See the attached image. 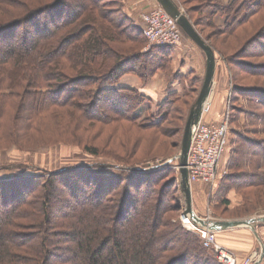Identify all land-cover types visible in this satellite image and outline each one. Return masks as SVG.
I'll return each instance as SVG.
<instances>
[{
    "label": "trees",
    "instance_id": "obj_1",
    "mask_svg": "<svg viewBox=\"0 0 264 264\" xmlns=\"http://www.w3.org/2000/svg\"><path fill=\"white\" fill-rule=\"evenodd\" d=\"M14 2L0 0L2 118H60L59 112L71 107L74 99L94 98L91 90L83 88L93 82L100 85L95 98L109 101L114 114L130 122L140 121L139 111L146 99L136 89L120 86V80L127 74H136L148 81L169 65L173 48L151 46L145 53L135 48L147 39L126 14L122 0V9L117 12H113L109 0ZM239 2L240 11L252 9L250 16L242 21L235 19L238 10L227 14L225 29L218 30L219 35L240 28L249 17L260 13L261 0H231L229 8ZM129 45L133 46L127 48ZM74 70L76 76L68 77L67 71ZM24 89L32 96L42 94L39 108L30 106L22 111L13 100L16 93H8ZM249 91L250 88L235 87L226 114L228 123L241 95L249 104L258 102L257 106L264 108V98L260 95L253 99ZM176 93L168 94L159 105V120L153 118L147 127L160 129L161 122L169 118ZM95 101L84 113L89 114ZM253 117L264 123V115ZM1 129L0 124V145L20 144L17 134L6 127ZM233 134L228 168L234 174L227 176L226 182L235 188L264 187V141ZM253 164L257 165L256 171L251 169ZM106 167L100 163L78 168L72 175L69 170L51 172L47 177L0 179V264H221L214 250L204 247L195 234L169 221L168 216L182 207L179 177L171 174L172 168L149 166L121 176L109 173ZM61 183L66 186L69 201L59 209L53 196ZM33 203L40 206L42 217L24 224L20 212ZM54 214L59 217L52 219ZM23 229L32 232H20ZM166 238L169 242L162 243ZM58 243L62 246L56 247Z\"/></svg>",
    "mask_w": 264,
    "mask_h": 264
},
{
    "label": "rangeland",
    "instance_id": "obj_2",
    "mask_svg": "<svg viewBox=\"0 0 264 264\" xmlns=\"http://www.w3.org/2000/svg\"><path fill=\"white\" fill-rule=\"evenodd\" d=\"M9 1L20 2V0ZM177 1L184 13L191 18L193 24H196V30L202 38L215 51L216 74L208 102L209 112L205 114L204 119L207 121L212 119L213 123L226 122L230 131L228 132L229 148L223 157L215 186L200 183L192 186L193 209L215 221H233L264 216V187L235 188L233 183H228L225 179L234 174V171L228 168L233 148L232 142L235 139L233 132L241 134L242 138L264 141V123L257 122L256 118L253 117V114L264 115V108L257 106L258 102L251 105L247 97L241 95L235 101L236 109L231 115L230 122L228 123L226 120V114L230 108V98L233 96L236 86L250 88L247 93L253 96V99L260 95L264 98V0H261L260 13L249 17V21L240 28L227 30L226 35H219L217 31L225 29L227 16L238 10L239 16H236L235 19L240 18L243 21L244 17L252 12L251 8L240 11L241 2L229 8L231 0L224 1L225 3H222L223 0ZM109 2L113 12L122 9L120 0H109ZM158 6L160 5H156V7ZM225 6L228 8L222 10L221 8ZM147 7L151 8L150 6ZM137 15L139 16V12ZM137 25L142 29L140 24L137 23ZM19 29L22 31L24 27L21 26ZM258 32L259 34H257ZM223 33L220 32V34ZM252 36L254 37L250 39ZM130 46L133 45H129L127 48ZM139 47L145 53L149 51L151 46L146 40L135 48ZM180 47L182 49L180 57L172 61L171 56L169 65L155 72L148 81L144 82L143 78L136 74L125 75L133 76L135 82L140 81L142 85L140 86L143 88L141 91L133 84L130 85L146 99L139 111V113L141 112L139 122H130L124 119L121 114H114L109 101H103L100 96L95 98L100 85L99 83L92 84L93 82H90L89 86L87 83L83 88L84 90H91L95 99H89L88 96L83 99H74L72 105H69L71 107L59 112L60 118L32 120L24 115L23 118L3 117L5 119L3 122L0 114V118H2V121L0 119L1 130L6 127L13 131L14 134H17L20 142L19 145L13 144L10 147L0 145V179L47 177L51 172L69 170L71 171L69 174L72 175V172L78 168H92L100 163L106 165L108 172L115 175L131 174L133 173L132 170L151 166V168L161 167V170L172 168L171 174L179 177L176 166L180 164L178 157L181 153L188 114L199 96L206 73L204 51L197 47L184 33ZM182 61L190 64L192 68V72L187 76L183 74L186 70L181 72ZM148 73L146 71L147 75ZM76 74V70L67 71L68 77H75ZM174 79H178L177 85L171 86L170 83ZM68 81L63 82L68 83ZM43 89L47 90L48 88L44 86ZM153 91L162 92V96L155 98L156 95ZM170 91L177 92L178 96L174 98L175 103L172 105L173 108L171 106L169 118L161 122L160 129L150 125L147 127V124L154 120L153 118H155L154 121L159 120L157 118L160 113L159 105L168 98ZM8 93H16L13 100L17 106L22 108V111L30 106L39 108L38 105L41 103V93L39 96H32L27 94L25 89L22 91L12 90ZM149 95L154 99L148 97ZM92 100H96L94 107L89 114H86ZM42 109L44 106L40 110ZM85 111L86 113H84ZM96 117L103 119L99 120ZM92 152L97 155H92ZM252 166L251 169L256 171L257 165L253 164ZM239 169L242 170L243 168ZM170 171L168 170V172ZM65 189L64 184H59V189L53 196V202L59 209L69 201V194ZM178 196L181 199V210L170 214L168 218L172 223H180L185 228L181 220L184 211V198L180 191ZM61 210L62 213L67 212L65 209ZM39 213L40 206L36 203L29 205L24 208L23 212H20L21 216L25 218L24 224L33 223V220H40L42 215ZM56 217L58 218L59 215L54 214L51 218ZM28 218H31V221H26V219L29 220ZM258 228L259 232L257 229L256 232L264 244V225L258 226ZM20 232L32 231L31 229H23ZM197 237L204 246L202 239ZM243 238L250 242L247 246L233 243L223 245L216 232L217 245L232 257L234 264H254L261 253V243L258 238L253 240L249 236ZM166 242H169L168 238L162 240V243ZM59 246L61 247L62 244L56 245V247ZM216 258L218 260L217 254ZM218 262L220 261L218 260Z\"/></svg>",
    "mask_w": 264,
    "mask_h": 264
},
{
    "label": "built area",
    "instance_id": "obj_3",
    "mask_svg": "<svg viewBox=\"0 0 264 264\" xmlns=\"http://www.w3.org/2000/svg\"><path fill=\"white\" fill-rule=\"evenodd\" d=\"M139 17L144 36L150 46L177 48L182 43L181 28L161 6H144L139 10ZM207 103L195 130L188 157L187 169L191 186L198 183L215 186L229 143V126L226 122L213 123L204 119L205 114L209 112ZM176 170L180 177L179 165ZM181 220L188 231L202 239L204 247L215 251L220 262L234 264L232 257L217 245L215 231L199 227L189 217L181 216Z\"/></svg>",
    "mask_w": 264,
    "mask_h": 264
},
{
    "label": "water",
    "instance_id": "obj_4",
    "mask_svg": "<svg viewBox=\"0 0 264 264\" xmlns=\"http://www.w3.org/2000/svg\"><path fill=\"white\" fill-rule=\"evenodd\" d=\"M159 5L171 16L183 32L201 49L204 51L206 56V73L203 82L202 89L196 102L193 104L186 128L183 136L181 153L178 157L180 162V177L179 185L180 192L184 198V211L182 214L183 218H190L191 221L199 227L209 229L211 231L220 232L235 230L240 228H248L254 232L259 242L261 243V253L254 264H261L264 261V244L258 237L256 232L255 224H264V216L258 218H248L242 220L233 221H215L211 218L202 219L199 218L193 209V196L192 186L189 181V172L187 169L188 157L193 141L195 130L201 121L203 109L206 103L209 101L210 94L214 86V78L216 74L217 60L215 52L211 46L202 38L200 33L196 30L186 13L181 9L179 4L175 0H157Z\"/></svg>",
    "mask_w": 264,
    "mask_h": 264
},
{
    "label": "crops",
    "instance_id": "obj_5",
    "mask_svg": "<svg viewBox=\"0 0 264 264\" xmlns=\"http://www.w3.org/2000/svg\"><path fill=\"white\" fill-rule=\"evenodd\" d=\"M122 1H123V4H124V7H125L126 14L131 19H133L136 23H138L140 25H141L140 17L137 15V13L139 12V9L143 8L144 6L156 7V5H159L157 0H122ZM175 1L177 2V4H179V2L177 0H175ZM193 1L195 2L197 0H192V2ZM224 1L227 2L228 0H223L222 3H225ZM181 51H182V49H181L180 46L177 47V48H173L172 61H175L176 58L180 57V55L182 54ZM181 65H182L181 72H184V70H186L183 73L185 76H187L190 72H192V68H191L190 64H188L186 62L184 63V61H182ZM205 69H206V63H205ZM133 79H134L133 76H125L124 78H122L120 80V84L119 85L120 86H125V87H130V85L133 84L134 87H136L138 89H141V91H142L143 88L141 87L142 85H141L140 81L135 82V80H133ZM136 80H138V79L136 78ZM177 80L178 79H174L173 81H171L170 85L171 86H176L177 85ZM153 89L157 90L155 88H153ZM153 92L156 95L155 98H160L162 96V92H158V91H153ZM168 93L170 94V93H172V91H170ZM163 94H165V93H163ZM148 97L154 99L151 95H149ZM209 121H212V119H209ZM194 212L199 218L207 219V217L203 216L199 212H196V211H194ZM262 225H264V224H255V227H257L256 229L258 230L259 229L258 226H262ZM258 232H259V230H258ZM261 232H262V230H261ZM248 236L252 240L254 238L257 239V236L254 234V232L252 230L248 229V228H244V229H241V230L240 229H235V230L217 232V237H219V239L223 243V245H226V244H229V243H233L235 245H245V246H247V244H249L250 242L246 241V239H244L243 237L247 238Z\"/></svg>",
    "mask_w": 264,
    "mask_h": 264
},
{
    "label": "bare ground",
    "instance_id": "obj_6",
    "mask_svg": "<svg viewBox=\"0 0 264 264\" xmlns=\"http://www.w3.org/2000/svg\"><path fill=\"white\" fill-rule=\"evenodd\" d=\"M209 102V101H208ZM208 104V103H207Z\"/></svg>",
    "mask_w": 264,
    "mask_h": 264
}]
</instances>
